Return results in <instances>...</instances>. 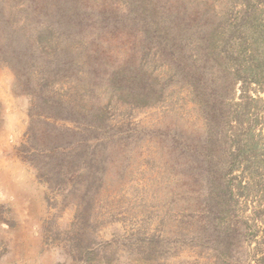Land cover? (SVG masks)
Returning a JSON list of instances; mask_svg holds the SVG:
<instances>
[{
	"label": "rangeland",
	"instance_id": "rangeland-1",
	"mask_svg": "<svg viewBox=\"0 0 264 264\" xmlns=\"http://www.w3.org/2000/svg\"><path fill=\"white\" fill-rule=\"evenodd\" d=\"M111 1L70 65L0 56V264H264V0Z\"/></svg>",
	"mask_w": 264,
	"mask_h": 264
},
{
	"label": "trees",
	"instance_id": "trees-1",
	"mask_svg": "<svg viewBox=\"0 0 264 264\" xmlns=\"http://www.w3.org/2000/svg\"><path fill=\"white\" fill-rule=\"evenodd\" d=\"M148 1L150 0H142V3L145 4ZM86 2L87 0H0V56L17 55L26 62L40 59L51 68L53 65L54 67L70 65L78 57L80 42L91 35L90 25L103 26L102 22L108 20L105 24L109 27L116 20L117 11H109L99 17L101 22L97 21L88 14L89 7ZM138 2L139 0H123V5L127 8L133 5L136 7ZM111 4L114 3L110 0L109 5ZM132 10L130 9V15L127 14L129 10H121V17H124L122 11L128 18L133 17ZM151 15L156 16V12L152 10L146 13L147 18ZM168 18L170 22L174 20L173 15L164 16L162 20ZM155 23L161 24V20ZM146 25L150 27L148 30L151 32L146 41L155 44L153 48L155 54L166 55L163 51L165 50L175 63L174 69L179 71V65L176 64H179L177 60L181 56L179 52L183 49L182 45L191 37L188 33L192 32L189 30L190 27L186 26L183 30L179 28L177 31L169 28L167 37L172 38L163 43L165 39L160 34L162 28L151 25V21ZM69 28L73 29V32L67 31ZM75 28L76 32H74ZM194 31H198L197 26ZM153 34L158 35L159 40H155ZM79 36L83 38H80L77 44ZM173 42L175 44H172ZM138 48L142 49V46ZM181 67L184 69L183 66ZM43 68H45L44 65ZM130 69L132 72V68ZM197 93L199 92L195 90L196 95Z\"/></svg>",
	"mask_w": 264,
	"mask_h": 264
}]
</instances>
